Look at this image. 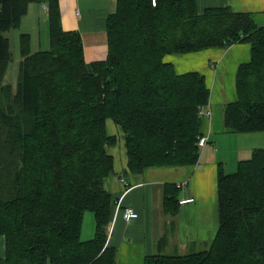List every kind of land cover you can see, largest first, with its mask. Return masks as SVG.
Listing matches in <instances>:
<instances>
[{
  "label": "trees",
  "instance_id": "16d2710c",
  "mask_svg": "<svg viewBox=\"0 0 264 264\" xmlns=\"http://www.w3.org/2000/svg\"><path fill=\"white\" fill-rule=\"evenodd\" d=\"M33 2L48 7L50 48L33 50L22 33L14 83L6 32ZM106 27L107 57L87 62L80 31L63 27L59 0H0V264H121L109 242L116 198L105 179L117 138L107 120L123 129L133 173L196 164L201 154L199 108L211 89L203 73L178 72L168 55L249 42L252 57L238 68V97L225 105L224 122L264 131V25L250 12L199 0H117ZM165 188L164 210L175 216L179 189ZM218 203L209 248L160 250L144 264H264V147L233 172L219 167ZM86 211L95 232L83 240Z\"/></svg>",
  "mask_w": 264,
  "mask_h": 264
},
{
  "label": "crops",
  "instance_id": "0c3cea01",
  "mask_svg": "<svg viewBox=\"0 0 264 264\" xmlns=\"http://www.w3.org/2000/svg\"><path fill=\"white\" fill-rule=\"evenodd\" d=\"M59 1L63 27L80 31L86 61L105 59L108 54L106 19L116 10L117 0ZM199 4L202 8L231 6L235 11H247L259 26L264 25V0H199ZM24 20L30 26H35L36 41H41L40 20L49 23L47 5L31 3L22 23ZM30 26L21 24L19 38L22 33H29L32 49L40 48L33 43L35 34ZM206 56L209 58L206 59ZM251 57L252 46L249 42L167 56L178 72L200 71L199 64L206 65V60L210 65L205 76L211 89L209 105L212 115L203 117L201 131L208 137V143L201 147L196 164L150 167L143 172L133 173L128 166L123 129L113 119L107 120L109 134L117 138L116 143L109 147L114 157V173L106 177L105 187L116 198L109 242L118 249L119 263L144 264L146 255L160 250L193 252L209 248L219 227L218 170L222 165L230 173L226 169L227 158L236 155L235 151L232 154L227 152L229 139H235L234 135L238 132L225 125L224 107L237 99L238 68L241 63L249 62ZM183 61H186L185 65ZM167 184H176L179 199L194 198L193 202L180 204L175 216L164 210ZM127 206L139 213V217L132 222H128L123 215ZM94 232L95 224H92L88 238ZM166 234L168 241L161 247L159 240ZM2 240L0 255L5 253Z\"/></svg>",
  "mask_w": 264,
  "mask_h": 264
},
{
  "label": "rangeland",
  "instance_id": "374dc122",
  "mask_svg": "<svg viewBox=\"0 0 264 264\" xmlns=\"http://www.w3.org/2000/svg\"><path fill=\"white\" fill-rule=\"evenodd\" d=\"M23 25H29V22L23 21ZM41 27V41H36V28L35 26H30L34 33V40L33 43L35 44V47L40 48H33V50L37 49H49L50 48V37H49V23L46 21L40 20ZM20 29L15 28L10 31H7L6 34L11 39V45H12V51H13V60L10 64V68L8 70L7 76L8 80L15 83L16 81V74H17V67L19 66L20 61V38H19ZM39 37V35H38ZM37 45V46H36ZM227 48V47H223ZM209 57L206 56V59ZM199 60H204L199 58ZM186 61H183V64L185 65ZM210 66L209 62L206 60V65L199 64L198 69H200L201 73L204 75L206 74L207 67ZM216 68H214L215 70ZM235 139L234 137H231L229 139V149L227 150L228 153L232 154L234 151L236 152L235 157H228L227 163H226V169L228 171H235L237 169V165L239 162V159H247L252 156L253 151L256 148L264 147V131H256V132H238L236 133ZM241 147V149H240ZM233 156V155H232ZM235 158V160H234ZM94 213L92 211H86L84 216V222H83V232H82V239L87 240L94 236V234L88 238V231L89 228H92V224H95L94 222ZM87 237V238H86ZM3 239L4 245H6V240L4 236H0V240ZM1 242V241H0ZM6 249V246H5ZM176 253V252H171ZM179 253H187V252H179Z\"/></svg>",
  "mask_w": 264,
  "mask_h": 264
},
{
  "label": "built area",
  "instance_id": "2783aa9c",
  "mask_svg": "<svg viewBox=\"0 0 264 264\" xmlns=\"http://www.w3.org/2000/svg\"><path fill=\"white\" fill-rule=\"evenodd\" d=\"M199 114L202 117H210L212 115V108L210 107L209 104H205L200 106L199 108ZM208 143V137L207 136H200V146H204ZM194 198L193 197H185L179 200L180 204H186V203H190L193 202ZM123 215L124 218L128 221V222H132L135 219H137L139 217V213L132 207H125L123 210Z\"/></svg>",
  "mask_w": 264,
  "mask_h": 264
}]
</instances>
